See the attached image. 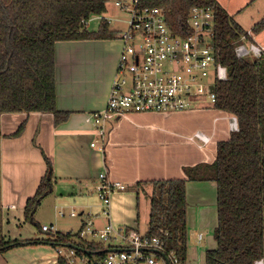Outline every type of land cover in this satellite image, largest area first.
Segmentation results:
<instances>
[{"label": "crops", "instance_id": "1", "mask_svg": "<svg viewBox=\"0 0 264 264\" xmlns=\"http://www.w3.org/2000/svg\"><path fill=\"white\" fill-rule=\"evenodd\" d=\"M215 1L246 34L250 33L248 40L263 48L264 56V28L253 32L254 26L264 18V0ZM105 13L94 18L106 21L109 30L115 33L113 39L62 41L54 45L56 109L69 114L65 122L55 126L53 116L44 113H5L0 116L3 234L8 240L31 242L0 254V264H57L56 249L44 242L53 240V234L41 232L40 227L51 226L55 233L76 234L87 214L91 215L94 230L111 224L116 230L131 229L140 234V199L142 195L147 198L144 193H149L151 186L141 184L136 187V184L185 178V168L211 164L215 159L216 144L228 140L232 133L229 128L231 116L215 110L212 104H202L189 112L141 113L115 118L107 123L104 154L91 148L94 125L89 115L106 106L123 48L119 34L125 30L120 17L113 20L104 16ZM112 23L121 26L112 27ZM99 25L88 29L87 22L86 30L95 32ZM170 119L178 121L180 130L173 131L165 126ZM21 126V133L15 136ZM158 132L173 136L175 140L158 139ZM195 132L209 136L210 142L202 146L197 141H189ZM104 169L111 180L125 186V190L112 194L108 215L103 213L95 191L97 175ZM49 170L51 193L40 201L31 220L27 221L24 218L26 202L35 195ZM185 195L189 239V235H194L192 230L215 225L212 216L216 217L217 223V209H213V215L208 209V205H216V185L213 182H187ZM147 201L146 231L148 198ZM71 210H76L78 216L70 217ZM59 212H63L64 217H59ZM76 217L79 218L77 229L70 222ZM194 236L195 244L201 246L203 235L197 233ZM81 239L98 243L94 238ZM103 246L105 251L123 249L119 241ZM207 246L196 254L204 257L207 250L215 248V242L209 240ZM189 248L197 251L195 247ZM186 253V263L195 262L188 250ZM75 258V264L92 263Z\"/></svg>", "mask_w": 264, "mask_h": 264}, {"label": "trees", "instance_id": "2", "mask_svg": "<svg viewBox=\"0 0 264 264\" xmlns=\"http://www.w3.org/2000/svg\"><path fill=\"white\" fill-rule=\"evenodd\" d=\"M105 4L106 0H0V116L51 114L55 126L68 119V113L56 109L54 45L62 41L113 39L115 33L103 19L97 31L86 30L91 17L105 13ZM138 6L161 9L166 26L181 37L188 34L191 8H213L212 45L218 52V61L226 67L228 79L215 83L212 107L237 121V131L216 144L211 164L185 168L183 179L136 184L151 186L145 193L149 200L145 236L158 238L163 242L165 257L172 253L179 264H185V184L213 182L217 209L215 248L205 252L204 264H253L264 258V56L236 58L235 44L246 33L215 0H138ZM263 28L264 18L253 32ZM21 131L22 126L15 136ZM51 189L49 170L35 195L26 202L25 220H31ZM53 237L44 242L55 249H72L75 257L88 262L101 260L107 254L103 244L83 241L79 232L55 233ZM30 243L8 240L3 234L0 167V254ZM155 257L160 258L157 254ZM57 264L70 263L59 256Z\"/></svg>", "mask_w": 264, "mask_h": 264}, {"label": "built area", "instance_id": "3", "mask_svg": "<svg viewBox=\"0 0 264 264\" xmlns=\"http://www.w3.org/2000/svg\"><path fill=\"white\" fill-rule=\"evenodd\" d=\"M115 8L127 16L125 30L119 34L123 48L105 108L89 115L94 125V139L90 147L103 154L107 145L108 122L129 114L189 112L194 110V102L202 96H208L213 102L215 83L228 79L226 67L218 61V52L212 45L213 8H191L187 18L188 34L184 37L169 30L163 11L157 7L142 8L138 6V0H129L128 3L116 2ZM249 35L242 36L235 44L236 58L263 55V48L249 41ZM229 128L232 132L237 131L235 117L229 118ZM188 140L204 146L211 138L195 132ZM97 180L96 195L103 213L108 215L112 194L125 190V186L111 180L106 169L97 175ZM58 215L64 217L63 212ZM68 215L77 216L73 210ZM40 230L55 234L51 226H41ZM87 236L103 245L112 241L123 244V249L109 252L102 260L88 264H166L153 253L164 254L163 242L158 238H149L131 229L116 230L111 224L94 230L90 214L85 215L79 231L80 238ZM56 253L58 257L68 259L70 264H75L72 249H56ZM166 258L169 264H179L172 253ZM253 264H264V258Z\"/></svg>", "mask_w": 264, "mask_h": 264}, {"label": "rangeland", "instance_id": "4", "mask_svg": "<svg viewBox=\"0 0 264 264\" xmlns=\"http://www.w3.org/2000/svg\"><path fill=\"white\" fill-rule=\"evenodd\" d=\"M120 1L122 3H124V2L125 3H128L129 2V0H106V4H105V9H106L105 11H106V13H105L104 16L111 17L113 20H116L117 17H120L121 21L124 22L127 19L126 14L120 13V10L117 9V8H115V3L116 2H120ZM94 17H96V16H94ZM94 17H91L87 21L88 22V26H87L88 29H92V28L96 27L101 22V19L99 20L98 18H94ZM111 26L112 27L113 26L116 27V26H121V25L120 24L116 25L115 23H112ZM196 104H198V105H196ZM202 104H204V106H210L212 104V101L209 99L208 96H202V97H200L199 99H197L194 102L193 107L194 108H196V107L198 108V107H201ZM165 126L168 127L169 129H172L173 131H178V130H180V127H181V126H179L178 121L176 120V122H175V120H173V119H170L168 121V123H165ZM156 137L158 139H164V140L171 141V142L173 140H175L174 138H172L173 136H169V135H167V134H165L163 132L156 133ZM214 208H216V205L214 203L211 204V205H208V209L210 210V212L212 211V215H213V211H214L213 209ZM140 211H141V217H140V223H139V228H140L139 232L141 234V233H145V231H146L145 228H146L147 211H148V201H147V198L144 195H142L141 196V199H140ZM75 212H76V214L78 216V213H77L76 210H75ZM64 220H66V218ZM211 220H212V222L215 221V225H211L207 229H194V230H192L194 232V235L197 234V233H201L203 235L204 240L202 241L201 246H198V245L195 244V238L196 237L194 235L193 236L192 235H189V239L187 238V250H188V254H191L192 257H194V259H195V262H192L191 264H203L204 263V257H203V255L200 256V255H197L196 253H199V251H201V249L204 250V248H208L207 243H208L209 240H211L212 242H214V240H213V230H214V227L216 226V217L215 216H212ZM76 221L78 222L79 221V218L76 217L75 219L71 220L70 222L72 224H74V227L77 229V225H76L77 222ZM29 225L31 226L30 223H29ZM31 228H33V227H31ZM33 229L37 230L36 227L33 228ZM86 239L90 240L91 237L90 236H87ZM189 246L191 248H193V247L197 248V251L189 250L190 249ZM196 259H197V261H196Z\"/></svg>", "mask_w": 264, "mask_h": 264}, {"label": "water", "instance_id": "5", "mask_svg": "<svg viewBox=\"0 0 264 264\" xmlns=\"http://www.w3.org/2000/svg\"><path fill=\"white\" fill-rule=\"evenodd\" d=\"M71 248H75L74 246H71ZM116 250H107L106 253H109V252H115ZM154 254H157L159 255L166 264H169L167 258L164 256V254L160 253V252H157V251H153Z\"/></svg>", "mask_w": 264, "mask_h": 264}]
</instances>
